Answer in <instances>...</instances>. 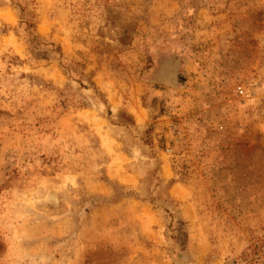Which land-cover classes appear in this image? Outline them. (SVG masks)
Masks as SVG:
<instances>
[{
    "label": "rangeland",
    "instance_id": "1",
    "mask_svg": "<svg viewBox=\"0 0 264 264\" xmlns=\"http://www.w3.org/2000/svg\"><path fill=\"white\" fill-rule=\"evenodd\" d=\"M0 264H264V0H0Z\"/></svg>",
    "mask_w": 264,
    "mask_h": 264
},
{
    "label": "bare ground",
    "instance_id": "2",
    "mask_svg": "<svg viewBox=\"0 0 264 264\" xmlns=\"http://www.w3.org/2000/svg\"><path fill=\"white\" fill-rule=\"evenodd\" d=\"M139 116V115H138Z\"/></svg>",
    "mask_w": 264,
    "mask_h": 264
}]
</instances>
